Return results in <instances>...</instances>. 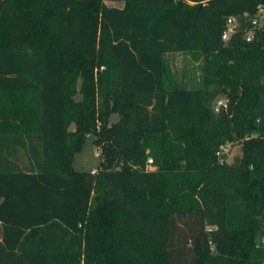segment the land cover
Returning <instances> with one entry per match:
<instances>
[{
    "label": "trees",
    "instance_id": "1",
    "mask_svg": "<svg viewBox=\"0 0 264 264\" xmlns=\"http://www.w3.org/2000/svg\"><path fill=\"white\" fill-rule=\"evenodd\" d=\"M263 2L0 0V264H264V30L222 40Z\"/></svg>",
    "mask_w": 264,
    "mask_h": 264
},
{
    "label": "rangeland",
    "instance_id": "2",
    "mask_svg": "<svg viewBox=\"0 0 264 264\" xmlns=\"http://www.w3.org/2000/svg\"><path fill=\"white\" fill-rule=\"evenodd\" d=\"M187 2L188 0H182ZM109 6L123 7V2H108ZM166 62L169 67L170 73L173 79L185 87H196L200 83L199 64L195 62L190 54H170L166 56ZM104 69H96V75L99 72H103ZM81 96H77L76 100L80 101ZM226 102L220 98L214 103V109L218 112L224 107ZM119 121V116L113 114L110 118V125L116 124ZM75 126L72 127V130ZM97 137L94 134L88 135L85 139L84 145L80 152H78L72 164L74 171L96 173L99 169L100 158L99 149L96 146ZM243 155V148L241 144H227L221 154V162L232 164L237 158H241Z\"/></svg>",
    "mask_w": 264,
    "mask_h": 264
},
{
    "label": "built area",
    "instance_id": "3",
    "mask_svg": "<svg viewBox=\"0 0 264 264\" xmlns=\"http://www.w3.org/2000/svg\"><path fill=\"white\" fill-rule=\"evenodd\" d=\"M264 30V2L259 5L255 15L245 14L240 17H231L227 21V29L222 40L227 42L233 35L241 34L247 42H252L259 31ZM153 161L150 160V165Z\"/></svg>",
    "mask_w": 264,
    "mask_h": 264
}]
</instances>
